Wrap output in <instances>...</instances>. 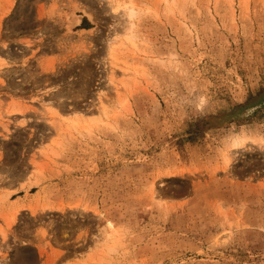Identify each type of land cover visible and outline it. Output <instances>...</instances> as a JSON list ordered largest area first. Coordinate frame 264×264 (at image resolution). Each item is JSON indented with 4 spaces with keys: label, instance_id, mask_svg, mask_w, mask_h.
<instances>
[{
    "label": "rangeland",
    "instance_id": "rangeland-1",
    "mask_svg": "<svg viewBox=\"0 0 264 264\" xmlns=\"http://www.w3.org/2000/svg\"><path fill=\"white\" fill-rule=\"evenodd\" d=\"M173 1L0 0V264H264V0Z\"/></svg>",
    "mask_w": 264,
    "mask_h": 264
},
{
    "label": "bare ground",
    "instance_id": "bare-ground-1",
    "mask_svg": "<svg viewBox=\"0 0 264 264\" xmlns=\"http://www.w3.org/2000/svg\"><path fill=\"white\" fill-rule=\"evenodd\" d=\"M106 1H107L108 5H109V8H110V10H111V12L113 14L122 13L120 15H122V17H124L128 21H132V19L137 15V9H136L137 5L134 6L135 3L132 4V2H124L125 0L124 1H120V0H106ZM128 1H130V0H128ZM162 1H163L164 5L167 8H170L171 5L174 3L173 0H171V1L170 0H162ZM132 28H133V24L129 23V24H127L126 30L123 31L124 33L122 32L123 34H118L116 32L112 33L110 38L106 41V54H107V57H109L110 60L116 61L115 56H116L117 48H121V47L123 48L125 46L127 47L128 45L132 46L133 48H135L134 47L135 46L134 45V39H133L134 37H132V34H131ZM118 35H122V37L121 36L119 37ZM127 67L131 68V67H129V65ZM127 70H129V69H127ZM122 85H123V87L125 86L124 84H122ZM46 112L49 113V115H51V117L55 113V112L53 113L51 108H46ZM102 114L104 116L107 115V113L104 110V108L102 110ZM81 118L82 117L80 116L79 112L71 111L65 117H62V119L60 118V121H59L60 122L59 123L60 126H58V131H63V129L66 132L78 131V129L81 128L83 124H86L85 123L86 121L85 122L82 121L83 119H81ZM93 122H94V120L90 119L88 123H93ZM90 127H91V125H90ZM243 143H244V138H235V139H233V141L231 143V147L239 146V145H242ZM263 144H264V141H263ZM105 227L108 230H112V224L110 222H107ZM112 232L113 231H111L108 234H106L104 242H103V247H105L107 249H110L111 243L114 240L113 237H112L113 236Z\"/></svg>",
    "mask_w": 264,
    "mask_h": 264
},
{
    "label": "crops",
    "instance_id": "crops-1",
    "mask_svg": "<svg viewBox=\"0 0 264 264\" xmlns=\"http://www.w3.org/2000/svg\"><path fill=\"white\" fill-rule=\"evenodd\" d=\"M90 259H92V257H90ZM89 260V259H88Z\"/></svg>",
    "mask_w": 264,
    "mask_h": 264
}]
</instances>
